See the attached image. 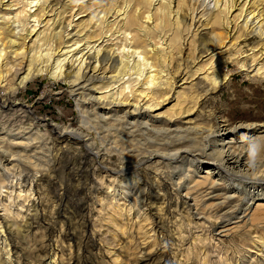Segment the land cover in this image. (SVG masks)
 Here are the masks:
<instances>
[{"label": "rangeland", "instance_id": "obj_1", "mask_svg": "<svg viewBox=\"0 0 264 264\" xmlns=\"http://www.w3.org/2000/svg\"><path fill=\"white\" fill-rule=\"evenodd\" d=\"M244 34L215 62L227 75L215 90L191 77L208 30L174 52L177 85L188 77L182 86L201 94L185 116L171 100L148 114L107 109L90 84L46 75L15 106L0 104V246L13 263L264 264V40ZM220 123L243 125L234 143L218 141ZM223 158L252 168L226 164L209 176Z\"/></svg>", "mask_w": 264, "mask_h": 264}, {"label": "bare ground", "instance_id": "obj_2", "mask_svg": "<svg viewBox=\"0 0 264 264\" xmlns=\"http://www.w3.org/2000/svg\"><path fill=\"white\" fill-rule=\"evenodd\" d=\"M201 27L208 30L207 48L201 59L192 57L196 70L191 69V77L202 75L206 91L215 90L227 78L215 62L234 45L232 40L251 31L264 40V0H0V104L15 106L26 84L46 75L74 87L90 84L107 109H144L148 114L171 100L179 107L177 116L191 114L201 94L182 86L188 77L177 85L179 68L176 73L170 65L179 46L185 41L194 45ZM240 65L249 77L258 73L255 65ZM51 126L60 136H78L67 126ZM242 126L220 123L215 136L222 144L234 143ZM245 129L242 138L254 130L250 124ZM228 158L207 166L208 175L219 176L226 164L238 162ZM236 165L240 172L252 168ZM258 174L264 178V168ZM5 243L0 246L3 264H18Z\"/></svg>", "mask_w": 264, "mask_h": 264}]
</instances>
